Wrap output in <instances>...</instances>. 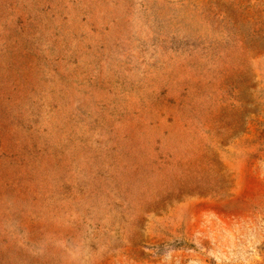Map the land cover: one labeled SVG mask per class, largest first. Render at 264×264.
Instances as JSON below:
<instances>
[{
	"label": "rangeland",
	"instance_id": "1",
	"mask_svg": "<svg viewBox=\"0 0 264 264\" xmlns=\"http://www.w3.org/2000/svg\"><path fill=\"white\" fill-rule=\"evenodd\" d=\"M0 264H264V0H0Z\"/></svg>",
	"mask_w": 264,
	"mask_h": 264
}]
</instances>
